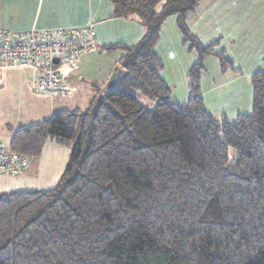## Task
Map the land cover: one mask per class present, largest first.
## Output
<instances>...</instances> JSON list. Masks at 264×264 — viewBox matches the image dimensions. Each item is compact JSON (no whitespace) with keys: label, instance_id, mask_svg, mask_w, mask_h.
<instances>
[{"label":"trees","instance_id":"1","mask_svg":"<svg viewBox=\"0 0 264 264\" xmlns=\"http://www.w3.org/2000/svg\"><path fill=\"white\" fill-rule=\"evenodd\" d=\"M200 1L109 0L112 17L136 16L145 31L104 47L123 51L124 72L85 109L13 132L10 149L28 159L47 138L74 144L55 186L0 193V264H264V68L250 77V112L205 109L202 60L238 69L188 29ZM171 15L197 53L182 103L169 100L153 50Z\"/></svg>","mask_w":264,"mask_h":264},{"label":"crops","instance_id":"2","mask_svg":"<svg viewBox=\"0 0 264 264\" xmlns=\"http://www.w3.org/2000/svg\"><path fill=\"white\" fill-rule=\"evenodd\" d=\"M186 24L201 41L217 37L226 41H258V34L254 35L253 31L264 30V0H201L186 14ZM87 25L95 31L96 47L82 55L76 72L68 77L69 84L73 86L70 94L34 93L31 82L38 74L36 71L20 67L0 69V141L9 149L15 130L37 123L58 110L85 109L96 87L104 88L116 67H120L119 75L123 71L119 64L123 51H108L104 47L134 44L142 37L145 27L136 16L112 17L109 0H0L1 29L27 31ZM242 49V53L254 54L246 44ZM153 50L163 64L159 75L170 89L169 100L184 102L189 95L186 73L196 56L186 52L175 15L167 17L161 24ZM228 54L232 60H241L242 54ZM166 67L168 71L165 73ZM260 69L251 66L248 74H241L222 70L217 61L212 69H204L200 77V93L205 109L215 117L223 115L228 120H233L238 113L249 112L250 77ZM37 96H50V99ZM215 96L232 105L217 108L212 104ZM66 145L47 138L39 155L29 156L28 167L23 173L16 176L0 174V193L15 191L3 185L6 180L3 178L15 180L13 182L38 179L36 184L45 185L47 178L53 177L55 184L67 165L69 150ZM48 159L51 160L46 164ZM30 174L35 178H31Z\"/></svg>","mask_w":264,"mask_h":264},{"label":"built area","instance_id":"3","mask_svg":"<svg viewBox=\"0 0 264 264\" xmlns=\"http://www.w3.org/2000/svg\"><path fill=\"white\" fill-rule=\"evenodd\" d=\"M91 25L13 31L0 28V69L30 68L38 74L31 89L38 94L68 95L82 55L95 50ZM55 59L57 61L55 62ZM26 155L10 150L0 141V174L16 176L28 167Z\"/></svg>","mask_w":264,"mask_h":264},{"label":"rangeland","instance_id":"4","mask_svg":"<svg viewBox=\"0 0 264 264\" xmlns=\"http://www.w3.org/2000/svg\"><path fill=\"white\" fill-rule=\"evenodd\" d=\"M253 33H254V35L258 34V36H257L258 41H228V40L226 41V40H223V37L222 38L217 37V38H215V39H213L211 41H201L200 39L199 40L202 43H204V44H209L211 42L212 43L215 42V45H214L215 51H217V52H222L223 51L224 54L226 56H228L231 60H232V58L229 56L228 53H230L231 56H233V53L236 56L242 54L241 60H239V59H237V60L233 59L232 60L233 66H234L235 69H238L239 73L248 74L250 72L249 70H250L251 66L252 67H256V70L259 69V68H261V69L264 68V30H260V31L256 30V31H253ZM185 44H186V47H187L186 52L190 53V55H195L196 58H197V53L193 49H191L189 47V44L187 42H185ZM245 44L248 45L250 47V49H252V52L254 53L253 55H248L246 52L242 53V50H243L242 47ZM195 61H196V59H195ZM216 61H217L218 65H219V68H220V61H219V58H218L217 55L206 56L202 60V64L204 66V69H207V68L212 69L213 64L216 63ZM165 70H166L165 71V73H166L168 71V67H166ZM225 70L233 71L232 68H226ZM210 71L211 70H209V72ZM123 72H124V70L122 71L121 75L123 74ZM250 75H251V73H250ZM249 84L251 85V82ZM250 90L252 92V86L250 87ZM134 93L139 94L137 91H134ZM37 97L38 98H42V99H48V100L50 99V96L48 98H45L46 96H37ZM140 97H141L140 98V102L143 105H145V106H147L148 108H151V109L154 108V106L156 104V101L147 99V98H145L143 96H140ZM247 102H248V105L249 104L251 105V96L248 97V101ZM212 104L217 105V108H224V106H231L232 105L231 102H229L227 100H223L219 96H215L213 98ZM211 106H213V105H211ZM250 111H251V106H250L249 112ZM81 123H82V115L80 116V118L78 120L77 132L75 133L76 137L78 135ZM73 144H74V140H73V142L71 144L65 146V148L69 150V154H70L71 150L73 149L72 148ZM68 158H69V155H68ZM50 160L51 159H48L45 163L48 164ZM67 162H68V159H67ZM65 168H66V166L64 167L63 172H64ZM63 172L60 174L59 180H60ZM43 174H45V169L43 170ZM30 177L31 178H35V175L30 174ZM43 177H44V175H43ZM3 179H6V180L3 181V185L8 186V188H9L8 190H15V191H36V190L51 188V187L55 186L59 182V180H58L54 184L53 183L54 182L53 181V177L47 178L52 183H48L49 181L47 179H44V181L47 180L45 185L36 184L38 179H32V180H29V181L24 180V182H20V181H23V180H18L17 182H13L15 180L10 179V178H3Z\"/></svg>","mask_w":264,"mask_h":264},{"label":"water","instance_id":"5","mask_svg":"<svg viewBox=\"0 0 264 264\" xmlns=\"http://www.w3.org/2000/svg\"><path fill=\"white\" fill-rule=\"evenodd\" d=\"M57 61V59H55V62ZM120 73V67H116L113 72L111 73L110 77L108 78L106 85L104 87V90L110 86L113 85L114 81L116 80V78L119 76Z\"/></svg>","mask_w":264,"mask_h":264}]
</instances>
